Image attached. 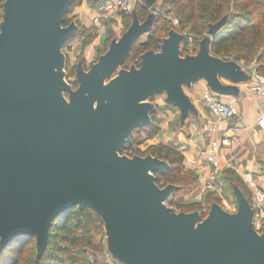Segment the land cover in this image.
Here are the masks:
<instances>
[{
    "label": "water",
    "instance_id": "water-1",
    "mask_svg": "<svg viewBox=\"0 0 264 264\" xmlns=\"http://www.w3.org/2000/svg\"><path fill=\"white\" fill-rule=\"evenodd\" d=\"M76 0H4L0 22V253L15 238L34 235L44 252L52 222L78 206L90 207L105 225L107 250L124 264H264V226L237 185V209L212 203L177 212L164 204L177 187H159L153 173L168 164L157 157L119 153L135 129L150 125L156 105L139 103L159 92L180 111L183 124L195 109L183 86L204 79L211 91L235 94L249 76L234 60L211 54V42L227 17L210 24L193 55L180 54L185 34L171 30L159 51L138 67L120 70L154 22L149 14L131 24L87 70L76 66L78 87L68 91L62 45L76 36L64 25ZM100 0H94L99 2ZM220 78L233 85H225Z\"/></svg>",
    "mask_w": 264,
    "mask_h": 264
},
{
    "label": "trees",
    "instance_id": "trees-1",
    "mask_svg": "<svg viewBox=\"0 0 264 264\" xmlns=\"http://www.w3.org/2000/svg\"><path fill=\"white\" fill-rule=\"evenodd\" d=\"M80 1L76 0L72 6ZM158 1L160 0H138L135 11L138 20L141 21V16L146 15L147 9L152 8ZM3 2L4 0H0V20L3 16ZM164 2L173 6L179 24L178 29L186 31L183 33L184 42L188 40V35L198 37L193 54L198 51L199 41L207 34L209 25L226 16V22L212 38L211 54L223 60L245 63L253 61L256 71L264 75V0H164ZM97 4L98 2L93 3L94 8ZM67 15L64 25L71 22ZM84 31L85 29H78L76 35L83 34ZM163 38L164 35L153 29L145 41L139 40L134 45L122 64L123 68L128 69L132 65L138 67L141 55L149 50H159ZM126 61H131V66L127 65ZM157 131L154 119L150 125L135 129L121 153H128L131 157L150 155L164 160L168 167L153 173L155 183L161 188L168 184L175 185L177 187L175 194L196 189L199 185L198 177L185 169L184 156L180 151L164 144L151 145L147 153H140L133 147L132 144L139 143L136 141L138 134L146 132L153 136ZM223 173L225 176L222 180L237 185L248 199L247 190L238 176L231 170H225ZM209 202L210 205L219 204L216 199ZM98 219L102 221L90 207L80 209L75 206L61 213L52 222L46 248L39 258L34 235H26L15 238L4 248L0 253V264H89L85 261L83 245L94 250H100V247L93 243L91 238L85 239L83 235Z\"/></svg>",
    "mask_w": 264,
    "mask_h": 264
},
{
    "label": "crops",
    "instance_id": "crops-1",
    "mask_svg": "<svg viewBox=\"0 0 264 264\" xmlns=\"http://www.w3.org/2000/svg\"><path fill=\"white\" fill-rule=\"evenodd\" d=\"M80 11L81 9L78 8L74 12ZM147 35L141 36L140 42H143V37ZM239 65L240 70L249 78L235 84L237 86L235 94L219 95L210 90L204 79L191 83L189 87L183 86V91L193 104L195 113H190L183 124L180 123V111L175 107L174 110H165L164 114L157 115L159 127L163 131L162 139L157 141L170 147H172L171 143L176 145L177 150L184 156L185 166L200 174L201 179L207 176L215 178L217 174V178L222 180L219 177L221 172L233 171L243 182L248 201L255 210L260 204L258 194L264 195V127L259 124L264 99L252 90L255 80L251 70ZM220 80L225 85H233L226 79L220 78ZM208 99L232 104L235 115L226 121L217 119L209 111ZM177 117L179 118L177 126L169 132L167 130L169 123ZM192 124L196 125L195 131L191 128ZM211 139L220 142L216 155L217 169L205 160ZM157 141L151 140V142ZM222 141H225V144ZM232 196L234 197L233 190ZM226 198L231 200L228 195L222 200L227 201ZM261 204L264 206V200Z\"/></svg>",
    "mask_w": 264,
    "mask_h": 264
},
{
    "label": "rangeland",
    "instance_id": "rangeland-1",
    "mask_svg": "<svg viewBox=\"0 0 264 264\" xmlns=\"http://www.w3.org/2000/svg\"><path fill=\"white\" fill-rule=\"evenodd\" d=\"M93 3V0H81L79 3L70 8L67 15L69 20L74 21L77 24L78 29H85L83 34L76 35L72 39L66 41L61 47V51L66 58L64 81L69 86L68 91H63V96L68 103L70 91H74L78 87V82L75 76L77 64L80 63L85 70L89 69L91 65L97 61L98 57L108 49L110 42L113 39H117L121 36V34L131 24L132 12L136 11L138 0H131L130 9L128 12L123 13L118 11L107 16L99 27L94 26L91 22V16L94 13ZM78 8L81 9V11L75 13L74 11H76ZM149 14L154 15V22L150 32L153 29H157L159 33L165 37H167L168 32L171 30L179 31L180 33L186 32L180 31V29H178L179 24L174 12V8L172 5L165 3L164 0L158 1L152 8L147 9L146 15ZM146 15L141 16V21ZM146 38L147 36H144L143 41L146 40ZM187 38L188 40L186 42L183 41L180 44V54L182 56L193 55V49L197 46L198 37H192L188 35ZM126 64L131 66V61H126ZM239 64L244 67H249L251 64H254V62L252 61L251 63H245L240 61ZM122 69H125L122 65L117 66L114 72L106 79L105 84L108 83L112 78L116 77ZM146 102L156 105L157 111L153 115L154 117L152 116V120L154 119L155 123L157 124L158 131L153 136H149L146 132H141L138 134L136 141L139 143L132 145L133 147H136L140 153H147L151 145L161 144L157 140L162 139L163 131L159 127L160 122L157 120L156 116L160 113L164 114L165 110H174L173 106L165 102L164 92H159L154 94L152 97L139 101V103ZM178 121V117L172 120V122L169 123L167 130H169V132L173 130L177 126ZM152 139L157 142H151ZM170 145L175 147L176 150L178 149L176 145L172 143ZM119 154L131 158L128 153L122 154L120 152ZM185 169L192 171L197 175L199 185L191 192L174 193L171 197L164 201V204L172 207L177 212L188 213L189 211L193 210L201 211L204 206L210 205L209 201L216 199L219 204H222L221 206L226 211L231 213L236 211L237 206L235 199L232 196L231 189L233 185H231L230 182L218 179L217 174L215 175V178H212V176H207L206 178L201 179L200 174H198L195 170L187 168L186 166ZM224 176L225 174L223 172L219 174L221 179L224 178ZM212 182H214L216 185H221L220 193H216L211 188L210 184H212ZM226 195L231 197V200L226 198L227 201H224ZM263 226L264 218L259 217L257 211L255 210L253 227L258 235L262 234ZM83 236L85 239L91 238L93 243L98 244L100 247V250H94L91 247L83 245L82 249L85 256V261H87L89 264H104L103 256L107 250V237L105 234V225L103 220H96L95 225L92 228L89 227V231ZM116 261L118 260L116 259Z\"/></svg>",
    "mask_w": 264,
    "mask_h": 264
},
{
    "label": "built area",
    "instance_id": "built-area-1",
    "mask_svg": "<svg viewBox=\"0 0 264 264\" xmlns=\"http://www.w3.org/2000/svg\"><path fill=\"white\" fill-rule=\"evenodd\" d=\"M131 0H100L96 7L93 9L94 13L91 16V22L94 26L99 27L103 20L116 12H123L126 13L130 9ZM251 72L252 76L255 80V85L252 87V90L257 93L258 95H261L264 99V75L259 74L256 71L255 64H251L248 67ZM208 108L210 113L215 116L217 119L221 121H226L231 119L235 115L234 108L232 104L222 102L220 100L216 99H208ZM259 124L264 127V102L262 109L260 111V117H259ZM192 130H196V125H191ZM223 144H225V141H222ZM220 148V142L211 139L209 142V148L205 155V160L212 165L214 169L218 168V160H217V153ZM212 178H214L212 176ZM211 188L216 192H221V185H216L214 182L210 184ZM264 200V195L259 193L258 194V207H256V211L259 217L264 218V206L261 204V202ZM208 206H204L201 211H198L202 218H204L208 211ZM103 263L104 264H120L112 255L108 252V250L105 251L103 256Z\"/></svg>",
    "mask_w": 264,
    "mask_h": 264
}]
</instances>
